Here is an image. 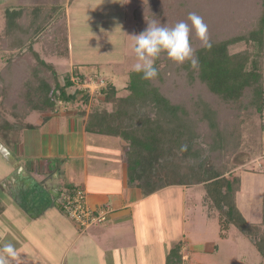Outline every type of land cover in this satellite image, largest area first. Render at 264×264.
<instances>
[{"label": "trees", "instance_id": "trees-1", "mask_svg": "<svg viewBox=\"0 0 264 264\" xmlns=\"http://www.w3.org/2000/svg\"><path fill=\"white\" fill-rule=\"evenodd\" d=\"M198 2L150 0L133 11L138 33L153 21L170 27L180 21L190 23L189 13L202 17L211 48L202 47L195 32L190 33L195 65L189 61L177 64L161 53L155 61V78L145 80L142 73L130 72L129 81L122 88L108 81L95 94L100 96L95 99L97 102L91 92L74 82L73 74L60 80L53 63L34 49V44L40 42L46 56L68 55L66 15L61 6L5 10L0 34L4 57L0 68V140L10 142L11 136L22 129L36 127L25 121L32 111L50 113L56 111L58 102H80L84 108L79 113L84 116L87 132L124 141L127 167L137 173V186L143 195L171 185L203 184L206 197L220 213L222 228L235 225L264 258V196L261 221L248 223L236 205L241 178L227 177L229 169L212 157L223 143L238 136L222 123L239 122L241 113L264 112V0ZM206 8L215 11L214 15L208 16ZM212 25L219 36L208 33ZM235 45L245 47L231 51ZM74 74L80 82L84 81L83 74ZM175 79L177 88L188 91V100L171 101V89L164 84ZM74 85L76 89L69 92L68 88ZM48 117L43 115L41 124ZM150 123L158 133L154 137H164L159 155L149 147L152 137L144 135ZM195 137L208 143L210 155L193 147L197 143ZM185 145L187 148L182 151ZM149 151L152 156L148 158ZM145 158L148 160L142 169ZM180 249L178 243L171 248L169 262L179 263Z\"/></svg>", "mask_w": 264, "mask_h": 264}, {"label": "crops", "instance_id": "crops-1", "mask_svg": "<svg viewBox=\"0 0 264 264\" xmlns=\"http://www.w3.org/2000/svg\"><path fill=\"white\" fill-rule=\"evenodd\" d=\"M82 1L84 0H69L74 2L75 6ZM53 4L61 6L62 3L60 0H46L43 5ZM29 6L35 5L30 1L24 3L23 0H17L16 4L12 3V0L1 2V16H4L7 9ZM65 15L68 46L66 60L70 67L80 69L83 66H99L100 62L109 64L110 58L101 60V57H95L94 47L88 44L90 39L85 36L88 34H80V42L77 46L74 44L67 10ZM0 56H2L1 50ZM49 59L54 67L58 66L51 57ZM79 111L80 109L76 108L69 111L66 107L58 106L54 112L43 113L49 117L42 124L41 114L33 115L35 112H32L26 116L25 121L35 125L42 132L44 139L35 138L36 140L28 144L26 131L37 129L32 127L19 131L16 139L11 138V143L8 142L9 145L5 142L7 150L11 149L15 159L11 160L10 167L0 177V190L3 193L0 198V248L2 242L5 244V239H8L12 233L16 238L15 248H18L22 242L36 249L37 246H33V242H37L39 235L46 232L48 229L46 227L51 226L55 231L53 236L55 241L62 239L68 242L62 259L71 249L75 253L76 262L86 261L91 252L85 249L91 248L94 251L93 261L96 260V264H155L151 258V248L152 245L161 243L158 241L163 242V239H160L157 227L146 224L143 215L135 207L160 191L177 185L143 195L137 186V173L130 172L127 167L123 153L124 141L115 136L87 132L84 128V116L80 115ZM20 155L25 158L32 156L31 163L24 164L22 161L20 163ZM35 156L42 158V161H37ZM73 185L84 188L87 204L91 208L110 209L105 222L80 228L63 213L58 200V191ZM236 205L246 221L251 223L248 216H253L255 213L248 206L246 212L240 207L237 194ZM137 212L139 220L135 218ZM184 224L185 220L181 223L182 241L186 239L187 243H190V235ZM23 234H26V237H23ZM56 234H58L57 239ZM151 238L155 240L150 241ZM172 240L171 235L164 238L167 251L171 250L174 244ZM80 242L85 244L83 246L85 248L81 247ZM198 248L210 254L218 252L215 243H207L204 247ZM43 249V252L41 248L37 250L42 252L39 255L42 264H63L62 260L46 261V245ZM181 249L185 248L182 246ZM225 249L232 254L230 249L227 247ZM16 251L23 258L29 257L20 253L19 249ZM181 258L184 261L195 259L194 253L188 250L183 251ZM205 263L216 262L208 260Z\"/></svg>", "mask_w": 264, "mask_h": 264}, {"label": "rangeland", "instance_id": "rangeland-1", "mask_svg": "<svg viewBox=\"0 0 264 264\" xmlns=\"http://www.w3.org/2000/svg\"><path fill=\"white\" fill-rule=\"evenodd\" d=\"M7 0H0L5 2ZM17 0H12V3L16 4ZM21 1V0H20ZM24 3L32 2L33 5H43L46 0H23ZM61 8L64 13L67 10L69 21L71 24V34L73 35L74 44L80 42V34H88L90 40L88 44L94 47L93 54L95 57H101V60L110 58V63L106 64L100 62L99 66H83L82 68L73 67L69 65L66 57L52 55L50 56L54 63L58 66L55 67L58 76L63 79L67 74H73V80L79 87L88 90L93 94L94 102L99 99L95 94L104 87L108 81H112L117 87L122 88L127 85L129 81V73L132 72L131 68L136 63L135 54L132 52L131 45L133 43V35L139 34L135 31L136 21L133 17V11L138 6H143L150 0H84L75 6L74 2L69 0H60ZM200 0H192V4ZM25 5V4H24ZM29 5V4H28ZM31 5V4H30ZM198 8V7H196ZM209 12L208 16L214 15L215 11L211 8H206ZM201 10V9H200ZM1 11V9H0ZM202 11V10H201ZM4 16H1L0 12V32L4 27ZM243 20H246L243 19ZM62 22V21H61ZM67 27V24H66ZM210 36H219L217 34L214 25L208 31ZM220 33L223 34V31ZM1 34V33H0ZM195 38V37H194ZM1 45V43H0ZM244 45H235L230 48L231 51H237L243 49ZM80 48V47H77ZM34 49L41 54V56L49 61L50 57L45 56L41 49V43L34 44ZM2 52V51H1ZM43 53V54H42ZM57 56V57H56ZM56 57V58H55ZM103 57V58H102ZM3 52L0 56V68L3 65ZM53 63V62H52ZM104 63V64H103ZM73 67V68H72ZM74 73H81L84 75V81L80 82L78 77ZM263 77H264V60H263ZM102 81V86L99 85ZM100 82V83H99ZM175 84V88H172ZM165 87H169L171 101L174 99L188 100L187 90L177 88L178 84L173 80L165 82ZM90 88V89H89ZM76 86L68 88L69 92H73ZM126 91H122L125 94ZM78 97L80 96L77 95ZM96 99V100H95ZM58 106L66 107L69 111L84 108V105L80 102L61 103L58 102ZM110 108V106H108ZM72 108V109H71ZM253 111V110H252ZM37 113L41 114L37 111ZM30 112V113H32ZM29 113V114H30ZM43 113L41 114V118ZM241 119L237 123H227L225 121L223 126L226 130L231 131L235 135L230 142L223 143V147L218 152L214 151L212 154L213 160L220 165H226L228 172L226 176L231 178L233 175H237L241 178L240 190L237 192L238 202L240 207L246 212L247 206L255 213L253 216H248L249 222L259 223L262 219V196L264 195V112L259 114L255 111L251 113H241ZM10 117V115H9ZM154 115L152 116V119ZM232 121V120H231ZM221 122V121H220ZM236 125V127H234ZM32 128V127H31ZM37 128V127H36ZM204 131V129L202 130ZM158 134L154 124L150 123L144 135L150 138L149 147L156 155L160 154L161 144L163 142V135L154 137ZM26 138L28 144L36 140L35 138L44 139L42 132L37 129H30L26 131ZM18 132L11 136L16 139ZM25 137V136H24ZM43 137V138H42ZM197 143L194 144L196 150L201 151L203 154L210 155V150L207 147L208 143L200 140L198 137L194 138ZM46 141V139H45ZM5 142L9 145V140H0V177H2L7 169L11 165V160L15 159V155L11 151H8ZM198 146H195V145ZM225 144V146H224ZM148 152V158L152 156ZM35 159L41 160L42 158L36 157ZM32 156L25 158L19 156V162L24 164L31 163ZM148 159L145 158L142 161V169ZM262 166V167H261ZM261 167V168H260ZM3 193L0 190V198ZM206 191L203 184L184 185L177 187H169L160 191L158 194L145 199L140 205L136 206L146 224L156 226L157 232H159L161 242L152 245V259L155 264H206L205 262L214 261L215 264H264V258L258 251L257 246L251 242V240L245 236L235 225L229 224L226 228H222L220 224V213L213 206L210 198L206 197ZM135 218L139 220V213L137 212ZM188 230L190 235V243L181 237V223ZM148 225L146 226L148 228ZM48 228L45 233L39 235V240L33 242L32 248L30 245H24L20 242V253L27 254L29 257H19L12 261V264H42L39 255L42 254L43 248L46 245V261L51 262L61 261L63 264H96V260L93 261L94 251L91 248L85 249L91 252L87 256L86 261L76 262L74 251L68 252L64 259H62L63 251L68 246V242L60 239L56 240L55 231L53 227ZM149 229V228H148ZM163 230V231H161ZM56 234V239H57ZM173 238L174 244H180L190 253H194V258L190 261H184L182 258L179 263H172L168 261L170 250L167 251V244L164 238L170 236ZM184 236V234H183ZM26 237V234H23ZM15 237L11 233L8 239H5V244L12 243L15 246ZM151 238L150 241H154ZM176 241V242H175ZM185 243V244H184ZM207 243H215L218 249L215 254L198 248L199 246H205ZM4 243L2 242L3 247ZM81 247L85 244L80 242ZM225 247L232 252L229 253ZM41 248V251H37ZM85 248V247H83ZM147 249H149L147 247ZM181 256H183V251ZM26 256V255H24ZM174 260V259H172ZM22 261V263L20 262Z\"/></svg>", "mask_w": 264, "mask_h": 264}, {"label": "clouds", "instance_id": "clouds-1", "mask_svg": "<svg viewBox=\"0 0 264 264\" xmlns=\"http://www.w3.org/2000/svg\"><path fill=\"white\" fill-rule=\"evenodd\" d=\"M188 21L177 22L173 26H164L153 21L145 27L139 34L133 35L131 45L135 54L136 63L131 71L142 73V78L150 80L158 75L155 61L161 53H166L167 57L177 64L189 61L192 65L197 63L193 59L194 50L190 44V33L195 32L200 40L201 46L210 49L211 44L208 39L207 25L202 17L196 13H189ZM187 146H182V151ZM19 259L14 244L7 243L0 248V264H12V261Z\"/></svg>", "mask_w": 264, "mask_h": 264}, {"label": "built area", "instance_id": "built-area-1", "mask_svg": "<svg viewBox=\"0 0 264 264\" xmlns=\"http://www.w3.org/2000/svg\"><path fill=\"white\" fill-rule=\"evenodd\" d=\"M99 85L102 86V81ZM58 200L63 213L80 228L103 223L110 213L109 208H91L87 204L84 188L79 185L61 188Z\"/></svg>", "mask_w": 264, "mask_h": 264}]
</instances>
